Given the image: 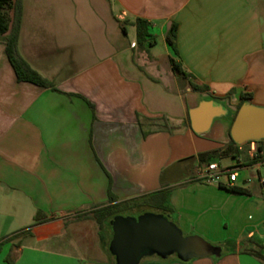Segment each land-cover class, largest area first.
Wrapping results in <instances>:
<instances>
[{
	"label": "crops",
	"instance_id": "0c3cea01",
	"mask_svg": "<svg viewBox=\"0 0 264 264\" xmlns=\"http://www.w3.org/2000/svg\"><path fill=\"white\" fill-rule=\"evenodd\" d=\"M21 5L19 53L55 90L18 81L0 39V264H111L93 211L110 195L119 203L158 191L182 232L221 255L144 264H263L244 251L258 243L264 255V145L222 155L224 129L196 135L188 105L213 97L234 112L248 94L264 107V0ZM138 18L153 42L143 50ZM172 24L177 57L166 41ZM205 153L238 170L243 192L198 178ZM37 213L45 220L34 224Z\"/></svg>",
	"mask_w": 264,
	"mask_h": 264
},
{
	"label": "water",
	"instance_id": "95a60500",
	"mask_svg": "<svg viewBox=\"0 0 264 264\" xmlns=\"http://www.w3.org/2000/svg\"><path fill=\"white\" fill-rule=\"evenodd\" d=\"M188 115L192 131L200 137L211 138L215 127L221 126L237 146L264 141V107L250 100L235 114L213 97L199 96L188 105ZM111 232L108 252L114 264H138L143 255L162 260L174 255L182 263L221 255L220 247L201 236H185L165 214L118 215L112 219Z\"/></svg>",
	"mask_w": 264,
	"mask_h": 264
},
{
	"label": "trees",
	"instance_id": "16d2710c",
	"mask_svg": "<svg viewBox=\"0 0 264 264\" xmlns=\"http://www.w3.org/2000/svg\"><path fill=\"white\" fill-rule=\"evenodd\" d=\"M22 0H0V39L5 43V52L8 60L10 61L15 74L17 76L18 81L21 82H30L37 86H41L44 88H51L55 90L52 83L44 79L40 76L36 71H34L26 61L21 57L18 50V33L20 27V17L22 10ZM13 12V17L10 16V12ZM121 25V29L124 34H126V30L124 25ZM149 22L144 19H136L134 22V26L136 28V41L137 47L141 50L145 49V43L147 42L150 46L153 45V42L147 40L148 35V27ZM176 34H177V25L172 24L166 34V41L170 45L173 50L174 55L177 57V51L175 49L176 42ZM173 69L178 71L176 65H173ZM192 88L196 91H204V87H198L196 85H191ZM251 100L250 95L243 94L241 96L240 103L236 106L234 113L236 114L237 110L243 104L244 101ZM231 148L238 149L237 145L232 141L229 137L228 144L226 150L222 152V155H227ZM201 162L208 163L209 155L207 153L200 154ZM232 191L235 192H243L240 189L231 188ZM155 208L161 211L162 214L167 215L171 221L174 223V216L172 214V209L167 203V194L165 191H158L152 194H148L142 196L140 198L119 202L116 203L113 196H109V204L103 206L102 208L96 209L92 213V218L97 223L99 230L101 232H108V240L107 245L112 237L111 232V222L115 216L122 215H133L130 213L131 210L141 209V208ZM45 218L41 217L39 213H37L34 217V224L42 222ZM102 241L104 240V236L101 235ZM263 245L254 243V247L245 250L244 252L251 254L260 260L263 261L264 264V255L262 253ZM108 256L112 259V263L114 264L113 256L108 252Z\"/></svg>",
	"mask_w": 264,
	"mask_h": 264
},
{
	"label": "built area",
	"instance_id": "2783aa9c",
	"mask_svg": "<svg viewBox=\"0 0 264 264\" xmlns=\"http://www.w3.org/2000/svg\"><path fill=\"white\" fill-rule=\"evenodd\" d=\"M198 178L204 180L208 184L221 185L226 188H234L238 180V170L231 167L220 168L216 163H208L199 172ZM249 182L250 179L247 178L245 183ZM258 183L262 192L264 193V175L258 177Z\"/></svg>",
	"mask_w": 264,
	"mask_h": 264
},
{
	"label": "rangeland",
	"instance_id": "374dc122",
	"mask_svg": "<svg viewBox=\"0 0 264 264\" xmlns=\"http://www.w3.org/2000/svg\"><path fill=\"white\" fill-rule=\"evenodd\" d=\"M258 143L264 145V141H261V142H258ZM258 143H256V144H258ZM130 213L133 214V215H139V214H142V213L162 214L160 210L155 209V208H150V207L131 210ZM184 235L187 236V234H184ZM212 245H215V244H212ZM215 246H217V245H215ZM226 249H229V246H226ZM171 258H174V255H172ZM192 260H195V259H191L189 262H186V263H190ZM161 261L162 260L159 257H157L156 255H143L140 258L138 264H144L146 262L160 263Z\"/></svg>",
	"mask_w": 264,
	"mask_h": 264
}]
</instances>
